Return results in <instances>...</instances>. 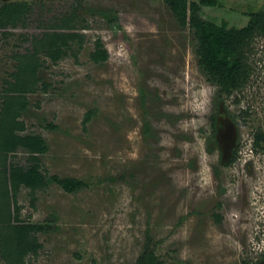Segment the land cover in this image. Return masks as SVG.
Returning a JSON list of instances; mask_svg holds the SVG:
<instances>
[{
	"label": "rangeland",
	"instance_id": "374dc122",
	"mask_svg": "<svg viewBox=\"0 0 264 264\" xmlns=\"http://www.w3.org/2000/svg\"><path fill=\"white\" fill-rule=\"evenodd\" d=\"M16 1L33 7L0 43V103L12 55L29 45L22 36L73 4ZM74 2L81 42L45 59L19 117L21 134L44 140L46 184L20 185L8 200L20 220L55 226L31 232L39 245L22 264H134L145 248L163 264H264V149L253 144L264 132V35L250 44L247 83L225 95L165 0ZM261 10L264 0H217L198 14L240 28ZM96 49L106 59L94 61ZM30 153L8 161L36 164ZM52 176L82 186L65 192Z\"/></svg>",
	"mask_w": 264,
	"mask_h": 264
},
{
	"label": "trees",
	"instance_id": "16d2710c",
	"mask_svg": "<svg viewBox=\"0 0 264 264\" xmlns=\"http://www.w3.org/2000/svg\"><path fill=\"white\" fill-rule=\"evenodd\" d=\"M165 1L181 26L191 31L196 42L194 51L197 63L206 79L216 85L221 94L229 95L242 88L250 76L248 54L252 39L264 35V10L250 13L248 23L238 28L228 26L224 21L219 24L199 16L200 6H214L217 0ZM71 5L67 12L39 23L40 33L23 35L29 45L23 52L12 55L16 62L15 72L11 75L12 80H6L0 103V259L4 264H22L24 255L35 252L39 245L31 239V232L48 233L55 227L50 219L34 225L20 220L15 204L9 203L8 199L10 191H16L20 185L37 188L46 184L45 177L38 170L36 156L37 152L45 151L44 140L38 136L21 134L24 124L19 117L28 103L27 94L34 92L40 78L38 70L43 67L45 59L56 62L70 50L71 44L81 42V34H78L77 29L80 14L74 0ZM32 7L28 1L0 0V43L10 34L9 28L27 23ZM91 57L99 61L106 59V54L96 49ZM253 144L255 148L264 149L263 131L255 132ZM17 148L32 152L29 158L36 164L21 167L9 162L8 153ZM50 180L69 193L82 186V182L75 178L52 176ZM134 264L163 262L156 257L153 249L145 248Z\"/></svg>",
	"mask_w": 264,
	"mask_h": 264
},
{
	"label": "flooded vegetation",
	"instance_id": "af4514ba",
	"mask_svg": "<svg viewBox=\"0 0 264 264\" xmlns=\"http://www.w3.org/2000/svg\"><path fill=\"white\" fill-rule=\"evenodd\" d=\"M1 260V259H0ZM1 261H3V260H1ZM4 262V261H3Z\"/></svg>",
	"mask_w": 264,
	"mask_h": 264
}]
</instances>
